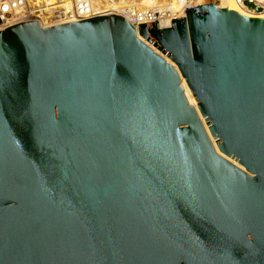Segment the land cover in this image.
<instances>
[{
    "label": "water",
    "instance_id": "95a60500",
    "mask_svg": "<svg viewBox=\"0 0 264 264\" xmlns=\"http://www.w3.org/2000/svg\"><path fill=\"white\" fill-rule=\"evenodd\" d=\"M183 13L0 30V264H264V15Z\"/></svg>",
    "mask_w": 264,
    "mask_h": 264
},
{
    "label": "built area",
    "instance_id": "2783aa9c",
    "mask_svg": "<svg viewBox=\"0 0 264 264\" xmlns=\"http://www.w3.org/2000/svg\"><path fill=\"white\" fill-rule=\"evenodd\" d=\"M143 5L142 0H0V30L17 23L37 20L41 27H49L95 16L115 13L138 31V23L157 21L159 28L171 26V19L185 17L186 7L222 0H153ZM248 11L264 15V0H234ZM245 2L255 8H248ZM145 43H149L140 38ZM152 45V44H151Z\"/></svg>",
    "mask_w": 264,
    "mask_h": 264
},
{
    "label": "bare ground",
    "instance_id": "6f19581e",
    "mask_svg": "<svg viewBox=\"0 0 264 264\" xmlns=\"http://www.w3.org/2000/svg\"><path fill=\"white\" fill-rule=\"evenodd\" d=\"M153 2H154L153 0H142V4H143V5H150V4L153 3ZM233 4H235V5L238 7V9H239L240 11H242L243 13H245V14H247V15H251V16H261V15H259L258 13H253V12H251V11H248L244 6H242L241 4L235 2L234 0H222L221 3L218 5V7H219V8H222V7L233 8ZM139 38H141V37H139ZM143 39H144V38H143ZM144 40H145V39H144ZM143 42H144V41H143ZM146 44H147V43H146ZM147 45H148L149 47H151L155 52L161 54V53L157 50V48H155V47H154L153 45H151L150 43H148ZM163 56H164V55H163ZM164 58H165L168 62H170V63L172 64V62H171L169 59H167V57L164 56ZM180 84H181V86H182V88H183V92H184V95H185V97H186L188 103H189L190 105L194 106L195 109L197 110V112H198V114H199V116H200V118H201V120H202V122H203V125H204V127H205V130H206V132L208 133V135H209V137H210V139H211V141H212V143H213V146H214L215 150H216L219 154H221L222 156H224L226 159L230 160V161L233 162L234 164H236V165H238L239 167L243 168V167H242L241 165H239L235 160H233L232 158H230V157H228V156H225L224 154H222V153L219 151V149H218V147H217V145H216V143H215L213 137L210 135V132H209V130H208V127H207V125H206V123H205L203 117L201 116V114H200V112H199V110H198V108H197L196 101H195V99H194V97H193V95H192V93H191L189 87L187 86V84H186V82H185V79L182 78V77H181V80H180Z\"/></svg>",
    "mask_w": 264,
    "mask_h": 264
}]
</instances>
